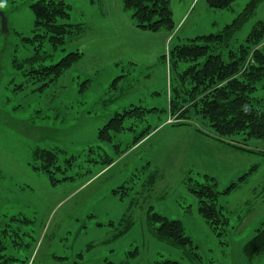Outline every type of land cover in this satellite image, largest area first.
Here are the masks:
<instances>
[{"label":"rangeland","instance_id":"1","mask_svg":"<svg viewBox=\"0 0 264 264\" xmlns=\"http://www.w3.org/2000/svg\"><path fill=\"white\" fill-rule=\"evenodd\" d=\"M34 1L0 0V237L5 233L7 264H264V253L252 260L243 253L264 222V139L247 140L254 152L239 153L242 161L205 148L199 162L206 164L188 173L197 161L189 155L196 151L189 131L212 128L192 110L189 125L166 122L170 84L173 97L176 88L181 103L186 97L170 69V50L220 31L250 0L220 11L205 8V0H170L175 28L156 32L138 27L125 0H64L70 6L66 22L81 29L47 64L73 51L83 56L55 81L27 73L36 45L27 40L34 36ZM3 17L9 33L3 32ZM258 22L264 24V2L236 34L238 42ZM43 50L51 53L48 45ZM256 94L264 96V89ZM135 106L149 110L143 120L127 118V129L112 142L99 140L111 118ZM149 126L156 129L145 141L117 156ZM39 150L56 152L57 163L37 157ZM106 156L114 162L103 167ZM43 166L60 182L53 185ZM201 167L213 170L219 191L250 173L220 198L229 227L219 236L184 183L188 176L201 179ZM150 206L182 222L200 260L154 235Z\"/></svg>","mask_w":264,"mask_h":264},{"label":"trees","instance_id":"2","mask_svg":"<svg viewBox=\"0 0 264 264\" xmlns=\"http://www.w3.org/2000/svg\"><path fill=\"white\" fill-rule=\"evenodd\" d=\"M235 1L205 0L207 6L216 11L231 10ZM124 2L125 8L133 10V18L138 27L154 32L162 28L174 30L170 0H125ZM263 2L264 0H250L242 12L220 31L197 36L190 39L189 43L175 45L170 50V69L176 71V78L181 82L184 87L183 92L186 94L183 99L185 102L181 103L178 100L180 91L174 89L175 97H173L172 84H170L169 119L173 120L171 123L189 125L187 113L192 110L205 118L212 128V133L197 130L198 132L246 153L254 152L247 147V140L264 139V96L260 97L256 94L260 89H264V85L259 87L264 80V24L258 22L244 42H238L236 39V34L254 16ZM31 8L35 16L34 36L27 40L36 45L33 55L26 60L30 65L27 73L34 74L38 78H49L50 81L59 80L82 58L83 54L73 51L62 56L56 63L47 64V61H52L55 53L63 49L79 33L81 27L66 22L70 18V6L64 0H35ZM45 45L50 47L51 53L43 50ZM181 64L187 66L179 71ZM148 111L144 107L135 106L117 113L99 130V140L112 142L115 134L127 129L124 126L127 118L143 120ZM154 129L150 126L144 129L134 137L125 150L118 151L117 156L139 144ZM129 130L134 131V128L130 127ZM35 155L47 160L51 166L57 163V153L54 151L39 150ZM100 162L103 167H107L114 162V158L106 156ZM55 168L60 170L58 166ZM255 168L253 167L252 171ZM41 169L50 174L53 185L60 182L55 179L54 172L49 167L43 166ZM249 174L248 172L242 175L224 191L218 190V182L212 176L200 175L199 180L193 176L185 178L187 191L196 197L198 212L214 234L218 236L225 234L229 227V218L219 205L221 196L240 187ZM66 179L68 178L63 180ZM147 219L158 239L175 247H182L185 256L191 260H200L199 255L194 251L197 247L186 235L181 221L171 220L155 212L152 206L147 210ZM1 234L0 264H7L6 255L3 254L6 249V236L5 233L1 232ZM243 253L248 260L264 253V222L256 230L255 235L244 244ZM163 263L182 264L176 260H166Z\"/></svg>","mask_w":264,"mask_h":264},{"label":"crops","instance_id":"3","mask_svg":"<svg viewBox=\"0 0 264 264\" xmlns=\"http://www.w3.org/2000/svg\"><path fill=\"white\" fill-rule=\"evenodd\" d=\"M262 4V3H261ZM260 6V5H259ZM205 8H207V4L205 3L204 5ZM209 8V7H208ZM168 121V120H167ZM166 121V122H167ZM190 128V127H188ZM192 128V127H191ZM156 129V128H155ZM154 129V130H155ZM153 130V131H154ZM189 130H192V129H189ZM150 135V134H149ZM149 135L144 138L141 142L145 141ZM188 138L193 142L192 146L195 147L196 151L195 152H190L189 155H193L195 160L197 159V161H195V166H189L188 167V173H191L192 171H196L194 173H199V165H202V164H206L205 161L203 162H199V157L202 159V158H206V156H204V153H205V148H207L208 150H210L211 152L214 151V150H221L223 153H225L226 155H229L230 154V158L232 159H236V158H239L240 161H242L243 159L240 158L239 156H242L240 155L239 153H243L242 151H239V150H236L228 145H225V144H222L218 141H216L215 139H213L212 137L206 135V134H203V133H200V132H196V131H189L188 133ZM140 142V143H141ZM205 150V151H204ZM191 167V168H190ZM200 169H202L203 171V174L201 175H209V176H212L214 177L212 174H213V170H210V169H207V168H203L201 167ZM241 177V175L239 176V178ZM216 179V177H214ZM238 178V179H239ZM217 180V179H216ZM247 180V179H246ZM246 180L242 183L244 184L246 182ZM218 182V181H217ZM233 183V182H232Z\"/></svg>","mask_w":264,"mask_h":264},{"label":"water","instance_id":"4","mask_svg":"<svg viewBox=\"0 0 264 264\" xmlns=\"http://www.w3.org/2000/svg\"><path fill=\"white\" fill-rule=\"evenodd\" d=\"M2 29H3V32L9 33V30L7 27V20L4 17L2 18Z\"/></svg>","mask_w":264,"mask_h":264},{"label":"built area","instance_id":"5","mask_svg":"<svg viewBox=\"0 0 264 264\" xmlns=\"http://www.w3.org/2000/svg\"><path fill=\"white\" fill-rule=\"evenodd\" d=\"M172 121H173L172 119H169V121H168V122H169V123H171Z\"/></svg>","mask_w":264,"mask_h":264}]
</instances>
